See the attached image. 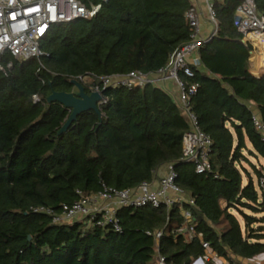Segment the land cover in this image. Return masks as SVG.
Here are the masks:
<instances>
[{"label": "trees", "instance_id": "16d2710c", "mask_svg": "<svg viewBox=\"0 0 264 264\" xmlns=\"http://www.w3.org/2000/svg\"><path fill=\"white\" fill-rule=\"evenodd\" d=\"M77 1L102 7L91 20L53 26L41 59L13 61L0 72V264H156L157 252L167 264H191L204 254L198 235L230 262L264 254V166L255 169V181L242 165L249 162L244 152L264 161V136L250 109L253 104L264 122V76L249 72L253 47L234 27L240 0H213L217 34L199 49L193 76L180 73L197 86L190 112L213 144L205 174L182 160L190 125L175 99L153 85L106 89L102 117L84 113L58 136L71 112L49 105L52 93H70L71 81L87 76L99 82L157 73L192 34L190 0ZM255 4L264 16V0ZM167 164L174 165L176 186L196 202L183 205L197 234L190 243L178 234L179 205L121 208V232L86 221L53 224L51 216L34 212L60 214L63 205L104 188L152 183Z\"/></svg>", "mask_w": 264, "mask_h": 264}, {"label": "built area", "instance_id": "2783aa9c", "mask_svg": "<svg viewBox=\"0 0 264 264\" xmlns=\"http://www.w3.org/2000/svg\"><path fill=\"white\" fill-rule=\"evenodd\" d=\"M107 2L109 0H102ZM98 4L91 8L85 7L77 0H0V72H6L13 67V61H28L41 59L44 53L41 44L53 26L70 24L78 20H91L101 10ZM209 21L215 27L213 35L208 39L200 37L201 17L195 7L187 12L186 18L191 28L190 40L177 49L169 58L167 65L157 73L144 74L132 72L126 76L104 77L97 82L92 76L80 78L85 89L91 93H100L108 88L125 87L129 89L144 88L157 81L171 80L178 89V106L186 117L190 130L184 135L182 142V160L194 164L198 174L211 171L210 154L212 140L198 125L197 118L190 112L192 95L197 92L196 85H187L180 79V73L192 77V68L200 67L198 51L204 43L209 42L217 34L218 22L211 0H206ZM234 27L243 36L246 44L264 43V16L257 12L255 0H240L234 18ZM10 58L8 61L6 58ZM34 102H39L37 96ZM107 102L104 96L101 106ZM253 112V111H252ZM254 127L264 136V122L260 114L253 112ZM166 173L157 182L144 183L135 189L103 191L90 197H81L72 205H63L60 214L50 209H35V213H44L53 218V224H67L86 221L89 225L101 228L111 227L121 232L117 211L124 207L142 208L166 207L172 209L175 205L182 206L183 223L178 230L186 242H192L197 236L190 210L183 209V205L196 207L193 198L176 186L177 173L173 164H167ZM156 176V175H155ZM259 187L264 192V176L259 180ZM78 194L81 195L80 192ZM162 233L156 234L157 241ZM201 239L204 254L193 260L191 264H216L214 259L219 256L214 253L209 244ZM156 264H167L166 258L157 252Z\"/></svg>", "mask_w": 264, "mask_h": 264}, {"label": "crops", "instance_id": "0c3cea01", "mask_svg": "<svg viewBox=\"0 0 264 264\" xmlns=\"http://www.w3.org/2000/svg\"><path fill=\"white\" fill-rule=\"evenodd\" d=\"M190 1L192 3V6L196 8V10L198 11L201 17L200 37L202 39L210 38L215 31V27L209 21V15L206 7V0H190ZM211 1L213 2V0ZM252 47H253V51L251 52L249 58L250 60L249 72L255 77L256 76L263 77L264 76V43L256 42ZM154 86L169 93L177 102L178 89L174 81L171 80L157 81L154 84ZM250 109L251 111L260 114L259 110L253 104L250 105ZM165 173H166V167L163 166L156 172L155 181L157 182L162 176H164ZM231 259L232 262H230L228 259L218 257L217 259H214V262L216 264H264V254L254 257L252 259H241V258H236L234 256L231 257Z\"/></svg>", "mask_w": 264, "mask_h": 264}, {"label": "water", "instance_id": "95a60500", "mask_svg": "<svg viewBox=\"0 0 264 264\" xmlns=\"http://www.w3.org/2000/svg\"><path fill=\"white\" fill-rule=\"evenodd\" d=\"M71 85L73 88L70 93L54 92L47 98L49 105L59 103L71 112L68 121L59 131L58 136L66 134L71 125L84 113L94 112L99 117L103 116L99 106L104 98L102 94L97 92L88 94L84 85L78 80H72Z\"/></svg>", "mask_w": 264, "mask_h": 264}, {"label": "rangeland", "instance_id": "374dc122", "mask_svg": "<svg viewBox=\"0 0 264 264\" xmlns=\"http://www.w3.org/2000/svg\"><path fill=\"white\" fill-rule=\"evenodd\" d=\"M244 155L248 157L249 162L244 161L242 165L250 172L254 180L257 181L255 177V169L259 171L263 170L262 166H264V161L261 158L256 159L254 157H250L247 152H244Z\"/></svg>", "mask_w": 264, "mask_h": 264}]
</instances>
